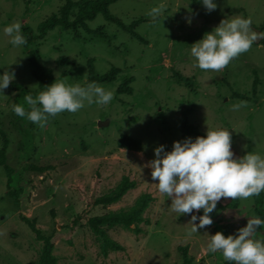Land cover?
Instances as JSON below:
<instances>
[{"label":"rangeland","instance_id":"obj_1","mask_svg":"<svg viewBox=\"0 0 264 264\" xmlns=\"http://www.w3.org/2000/svg\"><path fill=\"white\" fill-rule=\"evenodd\" d=\"M86 1L0 0V72L14 70L13 81L0 94V148L6 141L5 162L14 171V185L22 188L17 202L6 197L0 166V264H36L40 242L20 216L47 234L53 223H64L81 211L87 196L109 192L123 176L135 186L117 202L94 206L89 214L126 210L148 193L153 200L143 213L149 220L141 224L144 232L107 228L123 249L104 257L97 237L80 222L71 245L63 238L55 242L57 264H182L178 247L187 248L188 264H234L219 251L207 250L208 235H235L247 218H264V191L259 210L252 196L239 198L235 208L226 207L230 197H221L216 202L220 206L208 214L212 223L191 232V213L178 215L171 209L170 199L156 189L148 162L157 145L170 150L172 141L195 138L192 130L204 135L207 127L229 128L235 157L247 151L264 156V0H215L217 7L211 11L200 0H116L108 6L113 20L97 14L73 28L56 26L40 35V22L66 8L73 20ZM161 2L165 16L153 20L148 11ZM234 15L251 17L252 29L262 38L218 71L196 67L191 43ZM14 21L21 31L31 29L26 47H14L3 32ZM28 51L37 52L52 81L57 72L69 84L95 81L112 90L111 101H85L75 112L50 116L42 127L16 115L11 106L18 90L11 84L39 92ZM103 75L113 77L101 81ZM238 101L245 103L234 108ZM100 121L106 124L98 126ZM127 140H136L139 148L121 144ZM30 165L44 169L35 171ZM95 171L100 175L96 192ZM193 212L199 216L202 209ZM253 236L264 241V225Z\"/></svg>","mask_w":264,"mask_h":264},{"label":"clouds","instance_id":"obj_2","mask_svg":"<svg viewBox=\"0 0 264 264\" xmlns=\"http://www.w3.org/2000/svg\"><path fill=\"white\" fill-rule=\"evenodd\" d=\"M206 11L214 10L215 0H200ZM163 2L152 6L148 15L156 20L164 17ZM190 22V21H189ZM251 17L234 15L222 18L212 30L191 43L190 55L200 69L218 71L233 58L247 51L253 41L262 34L252 29ZM4 34L14 47L26 43L19 22L4 26ZM59 72L53 81L40 90L35 97L24 96L28 105L14 103L12 111L29 121L43 126L50 116L62 111L75 112L88 104H107L113 92L95 81L84 85L67 83ZM14 79V70L0 72V94ZM245 102L238 101L234 108ZM229 128L207 127L203 136L174 140L170 150L163 144L153 148L154 156L148 162L150 176L159 193L170 199V207L178 215L191 213V232L212 223L208 215L221 197L248 198L264 191V156L247 151L235 157L231 150ZM202 209L197 216L193 210ZM264 225V218L253 215L247 218L237 234L224 235L220 231L208 235L207 250L219 251L224 260L234 264H264V241L254 238L257 228Z\"/></svg>","mask_w":264,"mask_h":264},{"label":"trees","instance_id":"obj_3","mask_svg":"<svg viewBox=\"0 0 264 264\" xmlns=\"http://www.w3.org/2000/svg\"><path fill=\"white\" fill-rule=\"evenodd\" d=\"M116 0H88L84 2L78 9L77 14L73 20H69L67 17V8L64 9L60 16L52 15L37 26V30L40 35H44L48 30L59 26L62 29H69L75 27L77 24L84 21L92 20L97 14H101L107 20H113L108 14V6L114 3ZM120 25V24H119ZM22 33L26 37V43L23 46H27L31 37V29L24 27ZM28 61L31 66V74L37 81L39 91L42 90L45 85L52 82L51 72L48 68L39 65V56L35 51H28ZM111 75H103L99 79L101 81H108L112 78ZM12 87H16L17 94L15 96V103L24 104L25 108L28 105L24 102V96L27 93H31L35 97V93L32 90L22 87L19 84H11ZM0 133L3 132L0 130ZM195 135H201L198 131L192 130ZM122 145L138 149V142L136 140H127V142H121ZM5 148L6 141H4L0 148V166H2L5 178H6V197L17 202L20 193L22 192L21 186L14 185V171L5 162ZM29 168L35 171H42L43 166L30 165ZM100 183V175L97 171L94 172L92 177L93 191L96 192ZM135 186V182L128 177H121L120 181L109 192L102 195H89L84 201V205L81 211L69 217L64 223H53L49 233L43 234L40 231V227L35 224L33 220L20 216L21 222H23L28 229L33 233L34 238L40 242V253L36 260V264H57V260L53 255V247L55 242L59 238H63L64 241L71 245V235L75 231L78 223L85 224L93 235L99 240V251L102 256H106L109 251H121L123 247L111 239L106 229L120 226L129 232L138 235L144 232L141 224L148 225L149 220L143 216L145 209L149 203L152 202L153 197L148 193L141 194L135 202L126 210L107 212L101 215H90V210L97 205H110L117 202L129 189ZM239 197L232 199L230 197L229 202L226 204L227 208H235L238 205ZM253 204L256 210H259L263 204V192L252 195ZM216 206H220L216 203ZM178 251L181 253L182 264H188L191 262V257L187 255L186 247H178Z\"/></svg>","mask_w":264,"mask_h":264},{"label":"water","instance_id":"obj_4","mask_svg":"<svg viewBox=\"0 0 264 264\" xmlns=\"http://www.w3.org/2000/svg\"><path fill=\"white\" fill-rule=\"evenodd\" d=\"M255 31L258 32V30H256V29H255ZM259 40H260V37L258 36V37L254 40V42H255V43H258ZM105 124H106V122H101V121L98 122V126H104Z\"/></svg>","mask_w":264,"mask_h":264}]
</instances>
